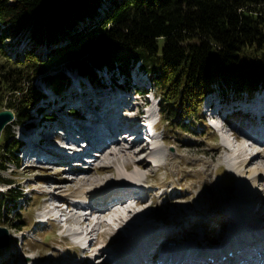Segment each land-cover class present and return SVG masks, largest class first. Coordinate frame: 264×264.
Instances as JSON below:
<instances>
[{
	"label": "trees",
	"instance_id": "16d2710c",
	"mask_svg": "<svg viewBox=\"0 0 264 264\" xmlns=\"http://www.w3.org/2000/svg\"><path fill=\"white\" fill-rule=\"evenodd\" d=\"M23 34L29 47L4 48L6 38ZM44 44L50 45L45 57L35 52ZM61 63L99 85L107 73L125 89L139 64L159 98L161 120L188 132L214 86L228 99L264 89V0H0V111L12 110V124L25 123L33 111L54 119L39 106L45 95L34 81L44 77L50 89L63 91L68 76L47 71ZM10 124L1 134L2 152L19 168L21 142ZM0 184L12 180L0 176ZM21 198L16 190L0 191V222L15 230L23 226L14 206Z\"/></svg>",
	"mask_w": 264,
	"mask_h": 264
},
{
	"label": "rangeland",
	"instance_id": "374dc122",
	"mask_svg": "<svg viewBox=\"0 0 264 264\" xmlns=\"http://www.w3.org/2000/svg\"><path fill=\"white\" fill-rule=\"evenodd\" d=\"M18 41L19 46L17 47L16 43ZM27 42H29L27 34L6 38L4 41V48L8 49L11 45V48L13 46L11 49L12 53H16V51L29 47ZM49 46L48 44H44L41 47H36L35 52L45 57L50 52ZM46 58L48 59L49 57ZM139 66L140 65L137 64L135 68L130 71L129 91L124 92L129 95L133 101L139 103L138 107L131 109L132 112L128 114V117L133 116L134 119L137 117L142 123L146 122L145 119L148 118L146 125H151V122L155 123L159 121L156 125L154 141H156L157 146L163 147L170 155L169 161L164 167H161L162 169L160 168V170L155 164H151V169L154 170V173H157L156 176L147 179V185H145L146 183L144 184V187L146 188L148 186L147 189L150 191L149 197L145 198L148 202V206L145 209V215H147V220L145 221L152 222L153 220L150 217L155 218L154 215H162L164 213H167L169 218H171L173 212L178 211L179 218H184L182 225L175 230L179 235V239L170 238L169 241L184 244L185 241L189 239L188 235H191L189 233L192 230L197 231L198 235H201L202 231L204 229L206 230V228L210 231L213 228V230H217L219 225H221L218 223L219 221H217L219 218L229 219L224 212H221L219 215L216 214V212L219 207L222 206V200H225L229 194L235 192L239 187L241 179L232 172L230 163L235 157L240 158L239 151L241 146L249 148V154H252L254 149L252 150V148L248 146H251V144L254 147L259 146L254 131L256 132L258 124L264 123V116H261L264 111L260 110L264 108V89L255 92L253 96L247 94L237 96L231 93L228 99L222 95L218 87L214 86L213 90L201 100L199 116L190 124V128H188L190 131H180V129L174 132L173 126L176 127L179 124L168 125L164 120H161L159 114L160 105L157 106L156 101L154 102L157 97L154 98L153 93L155 94V91L152 90L153 85L150 77L145 74ZM47 71L48 74L51 75L63 72L64 75L68 76L70 83L66 86L67 90H63L64 92L61 91L57 94L54 90L50 89L48 84L46 85L44 77H38L34 81V86L47 96V99L40 100L39 106L45 108L48 115L54 116L52 121L61 123L63 121L61 117L65 115L78 118L77 115L75 116L70 113L72 108L69 106L58 109L57 105L62 104L67 98H74V96L69 95L73 91L74 94H76L77 91L81 92L82 89L78 86L79 82L85 81V85H89L92 82L89 83L90 80L85 77L83 78L77 70L70 68L66 63L58 65L53 64ZM115 75L118 79L117 83L123 85V76L118 72H115ZM108 78L110 77L108 76L107 79ZM107 79L105 82L103 81V83H105L108 88L111 87L115 91L118 90V92L123 91L120 90L119 86L112 85L111 81ZM97 84L98 83L95 85L97 86ZM134 88L137 90L144 89L148 94L141 96V92L138 91L140 94L136 95L134 93ZM99 90L102 91V89H97V91ZM75 103L76 105L79 104L78 102ZM145 104L148 105L146 108L150 110L144 108ZM212 104L214 107H218L219 105L221 108L219 113L215 112L213 108L211 112H208L214 113L213 119L209 115H204L207 112V106ZM76 109L77 108L74 110ZM78 110L79 109L76 111L79 112V117H81L82 114L80 110ZM149 112L150 115L144 117L147 116ZM218 114L226 120V124L222 129L215 128V125L220 122L217 116ZM46 118V116L35 115V111H33L31 118L25 121V123L21 125L11 123L9 125L8 129H10L11 134L15 139L21 142L17 152V157L20 160L19 168H16L12 164H8V161L4 158L5 152H2V140L0 136V162L4 165L7 164V169L5 171H0V176L12 180L11 186L0 184V191L5 192L8 189H13L21 192L22 198L19 199L14 206L16 207L15 214H20V218L23 221L21 230H15L10 224L0 222V228L6 229L7 234L6 242L4 241L5 238L3 240L5 244L0 247V264H34V260L37 261V264H70L83 258L84 255L87 256L86 253L88 250H79L77 246L81 240L91 237L94 239L93 241L98 242V244L105 245L113 238L115 232L118 231L121 232L122 235H128L129 231L136 227H133L135 223H133L134 225L131 224L134 221H130L133 218L132 216H134L133 214H130L131 217L126 220L129 228L127 226L123 228L115 219L118 217L122 218L125 215H129V213L126 210L112 211L113 213H110L111 217H113L111 228L105 224V226H98V229L89 236H85V234L82 236L78 235L75 238L72 236L65 238L64 235L69 232V228H72L73 225L71 226V224L62 217L56 222L46 217V214H48L47 212L52 209L51 207L54 202L50 201L47 203L48 206L45 205V197L47 195V197H51V193L54 190L53 188L61 187V192H57V196H54L56 200L61 202H64V196L70 198L74 195H79V183L71 182L73 174L68 171V169L72 167L71 165H52L50 162H46L45 155H42L41 159L36 161L28 160L27 156H25V152L28 149L27 146H29L30 142H34L35 134L39 136V141L42 145H45V143L49 144L52 141L53 143L58 141L55 137L49 140V133L46 131H43L42 134L40 133L43 125L49 123L47 121L50 119L48 120ZM186 123L188 122L186 121ZM228 129L232 130V136L229 134ZM151 130L153 131V129ZM57 134L59 135V133ZM148 134L142 131V137H144V139L148 137ZM223 137L229 140L230 146L236 150L235 152L238 155H235L236 153L234 151L224 150L222 146ZM146 141L148 140L146 139ZM80 142L82 143V141ZM81 143L78 147L82 148L84 145ZM125 144H128V141H126L124 145ZM141 146L143 145H137L136 148H140ZM124 147H126L124 149H129V145H125ZM260 148L264 150L263 145H261ZM147 153L148 151H145L140 156L144 157ZM96 158H98V155ZM87 167L91 169L96 168L95 165L89 164ZM245 175L246 184H244V188L249 189L251 186L252 190L258 188L264 191L263 180L259 181V177H256L254 173ZM104 176L110 180L113 178L110 173H104L96 177L100 178ZM40 179L51 180H46L49 183H39ZM160 184L166 185L165 188L157 189L156 185ZM261 194L263 195L264 193L261 192ZM176 198H180L179 202L176 203L177 206L169 205L170 200ZM230 201L231 203L233 202L232 200ZM66 203L74 205L73 200ZM230 204L222 206V211L228 210L229 206H231ZM254 205V207H251L252 211L254 210L252 214L253 217L251 216V218H256L264 222V204L254 203ZM18 207H20V209ZM80 207L84 210L86 205ZM141 208L142 206L138 205L137 210H141ZM115 209L118 208L116 207ZM57 212L60 213L59 211ZM198 212L202 214L196 215ZM12 215H14V211L10 218H13ZM196 217L202 218L206 228L204 227V229H202L199 226L188 228L191 225L192 219ZM17 218L19 217L17 216ZM90 218L96 219L91 216ZM224 222H226L224 224L226 228L230 222ZM157 223L161 225L165 224L163 221ZM76 227L80 231H87L90 229V226H84L83 228H79V226ZM64 230H66V232ZM210 231L209 234L212 232ZM223 231V228L219 230V232ZM219 232L216 233L217 239L220 235ZM209 234L207 233L206 238ZM2 237H0V242H2ZM206 238L202 244L207 243V245H209ZM106 256L107 255L104 256L103 260H106ZM88 261L89 262L84 264H97L101 259L98 261L88 259Z\"/></svg>",
	"mask_w": 264,
	"mask_h": 264
},
{
	"label": "bare ground",
	"instance_id": "6f19581e",
	"mask_svg": "<svg viewBox=\"0 0 264 264\" xmlns=\"http://www.w3.org/2000/svg\"><path fill=\"white\" fill-rule=\"evenodd\" d=\"M84 83L85 81L78 83V86L82 89L81 92L77 91L74 94L73 91L69 94L74 96V98H65L66 100L62 104L57 105L58 109L68 106L72 109L77 108L82 116L72 118L69 115H65L61 117L63 119L61 123L58 121H47L49 123L44 124L41 128V134L43 131L48 132L49 140L55 137L59 144L58 141L56 143L52 141L49 144L45 143V145H42L39 141V136L35 134L34 142L29 143L25 152L27 159L34 161L40 160L42 155H45L46 162L48 161L52 165L72 166V159L75 158L73 166L68 171L73 174L71 182L79 183V195H74L70 198L64 196V202H60L54 196H57V192H61V187L53 188L51 197H47L48 195L45 197V205L50 201L54 202L52 209L47 212L49 215L46 214V217L53 219L55 222L63 217L71 226L73 225L72 228H69V232L64 235L65 238L70 236L75 238L78 235L86 234L85 236H89L98 229V226H105V224L111 228L113 217H111L110 213L119 205V202L127 198L137 199V205L142 206V208L141 210L131 209L128 212L129 215H134L130 221H134L131 223L132 225L135 223L133 227L136 226L135 228L132 227L133 230L129 231L128 235H122L121 232L117 231L105 245H100L98 242L91 240L89 241L90 246L86 253L87 256L84 255L85 257L83 256V258L70 264H84L89 262L88 259L94 261L101 259L97 264H264V222L251 218L254 211H252L251 207L255 206L254 203L264 204V194H261L264 191L258 188L252 190L251 186L249 189L244 188V184H246L245 174L254 173L256 177H259V181H264V150L260 148L261 145L264 147V123L258 124L256 132L254 131L259 146L254 147L252 144L248 146L252 150L254 149V152L251 151L252 154H249V148L241 146L240 151L238 150L240 158L235 157L230 163L232 172L241 181L237 190L229 194L225 200H222V206L230 204V200L233 201L228 210L222 211V206H220L216 212L218 215L224 212L229 217V219L219 218L218 221L225 219L230 222L218 236L219 246L196 245L202 244L210 231L206 228L202 218L199 217L193 218L188 228L199 226L202 229L205 227L206 230L204 229L201 235H198L197 231L188 229L192 230L190 233L188 232L191 235H188V233L187 235L193 243L172 242L171 244H165L170 238L179 239V235L175 230L182 225L184 218H179V212L174 211L171 218H169L167 213H164L162 215H154L155 218L150 217L153 220L152 222L145 221L147 220L145 209L148 206L145 198L149 197L150 191L147 189L148 186L146 188L144 186L148 184L147 179L156 176L157 173H154V170L151 169V164H155L160 170L161 167L167 164L170 155L163 147L157 146L156 141L151 144L142 137V131L147 132L149 128V125L146 126V122H140L137 117L135 119L133 116L128 117V114L132 112L131 109L134 108H131V105L134 104L138 107V102L133 101L123 91L118 92V90L115 91L103 87L96 88L89 84L90 82H86L89 85ZM97 89H102V91H97ZM45 99H47V96L43 98V100ZM75 102L79 104L76 105ZM207 107V112L204 115H209L211 118H213L214 113L208 112H211L212 108L215 112L219 113L221 111L219 105L214 107L212 104ZM260 110L264 111V108ZM261 116H264V112H262ZM92 130L100 131L102 135L113 140L114 146L111 149L110 145L100 136L99 149L102 154L98 158L94 157L99 153L92 156L93 165L96 167L93 169L87 167L84 160L80 158V152L74 149V146L77 145L81 138L90 137L89 132ZM128 131L132 132L128 137H130L129 139L133 137V141L132 146L129 149L127 148V150L124 149L123 143L127 141L124 137L127 136L126 133ZM141 140L143 142H140ZM139 142L140 144H138ZM137 145L143 146L142 148H136ZM222 146L224 150L236 151L230 146V142L226 137L222 138ZM145 151H148V153L146 156L141 157L140 155ZM235 155L238 154L236 153ZM104 173H110L113 178L110 180L105 176L96 177ZM46 180L48 179H40L39 183H49ZM165 186L162 184L156 185L157 189L165 188ZM75 197H78L77 201L82 202L79 206L88 205L92 212L82 215L80 213L82 208L77 206L78 204L75 202L73 203L74 205L62 206V203L70 202ZM179 200L180 198L171 199L169 205L177 206L176 203ZM92 213L96 215L95 220L90 218L93 215ZM201 214V212L196 213V215ZM129 215H125L122 218L118 217L115 220L123 228L128 227L126 220L131 217ZM160 221L165 224L157 223ZM76 226H79V228L90 226V229L80 231ZM221 226L222 224L218 228ZM218 228L219 232L220 229ZM213 229H211L212 232L210 231L212 234L208 235L206 239H210L213 236L214 231H216ZM64 231L66 232V230ZM84 240L83 245H87L86 239L81 241ZM79 250H82V248H79ZM105 255H107L106 260H103ZM34 264H37L36 260H34Z\"/></svg>",
	"mask_w": 264,
	"mask_h": 264
},
{
	"label": "water",
	"instance_id": "95a60500",
	"mask_svg": "<svg viewBox=\"0 0 264 264\" xmlns=\"http://www.w3.org/2000/svg\"><path fill=\"white\" fill-rule=\"evenodd\" d=\"M13 120H14V113L12 112V110L5 109V110L0 111V136L4 128ZM0 237L3 238L2 242H0V247H1L2 245L5 244L6 239H7L6 229L0 228ZM3 240L5 241L4 243H3Z\"/></svg>",
	"mask_w": 264,
	"mask_h": 264
}]
</instances>
